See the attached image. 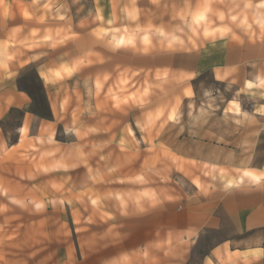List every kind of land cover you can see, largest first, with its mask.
<instances>
[{
	"label": "crops",
	"instance_id": "1",
	"mask_svg": "<svg viewBox=\"0 0 264 264\" xmlns=\"http://www.w3.org/2000/svg\"><path fill=\"white\" fill-rule=\"evenodd\" d=\"M158 1L0 0V215L7 218L0 228V264H263V175L252 172L243 185L233 175L206 186L200 181L194 194L180 190L175 202L171 186L141 190L136 164L124 163L119 139L126 135L134 145L136 132H129L118 109L111 110L115 116L100 114L105 120L98 127L92 121L95 78L109 75L102 91L113 86L124 55L131 70L153 61V70L210 71L216 80H245L264 90V0H239L247 5L239 14L245 20L226 35L197 48L149 51L141 59L118 43L124 28L136 32L142 23L159 24L165 34L152 28L148 36L171 38L166 23L186 22L188 4L202 0H163L165 7L182 8L170 18H156ZM217 3L212 6L219 8ZM145 7L152 8L149 17L150 8L141 16ZM185 54H195L193 66L154 62L156 56ZM28 66L41 84L48 115L26 109L33 96L19 86L18 75ZM15 109L23 114L11 141L3 120ZM104 135L115 136L121 155L115 163L100 158ZM65 212L73 223L63 224L68 230L62 237L53 223L37 226L43 215ZM28 214L37 217L23 221ZM75 214L82 215V235ZM205 242L206 251L198 254L195 248Z\"/></svg>",
	"mask_w": 264,
	"mask_h": 264
},
{
	"label": "rangeland",
	"instance_id": "2",
	"mask_svg": "<svg viewBox=\"0 0 264 264\" xmlns=\"http://www.w3.org/2000/svg\"><path fill=\"white\" fill-rule=\"evenodd\" d=\"M217 1L219 8L212 6ZM217 1L202 0L198 4L195 2L193 7L188 4L186 22L166 23L171 38L151 39L148 36L149 29L165 33L159 24L154 27L146 22L140 27L135 26V30L139 29L136 32L124 28L118 43L129 52H139L141 59H145L144 55L153 50H187L202 46L215 37L226 35L233 25H242L245 20L244 16L239 18L240 12L247 7L245 3L239 5V0ZM163 4V0H159L153 7L156 18L166 15L170 18L171 12L177 15L182 10L178 4L172 7ZM149 8L145 7L141 16H146L148 11L149 17L152 9ZM129 57L123 56L125 66L113 77V86L102 91V79L109 75L95 78V96L98 99L94 105L97 114H94L92 121L98 127L105 120L102 121V115L99 119L100 114L115 116L111 110L118 109L125 117L124 125H127L129 132H136L133 140L137 147L131 144L126 135L120 137L119 141L126 148L124 151L122 149L124 163L132 160L136 164V181L141 190H146L148 185H155L157 191L163 192L171 186L172 200L178 202L180 190L185 189V193L194 194V188H199L201 182L206 186L211 180L233 175L243 185L242 182L249 181L247 176L252 172L264 176V90L256 86L249 87L245 80H216L210 71L192 75L153 70V61H140L141 69L131 70ZM155 60L157 65L172 63L176 66H193L196 57L195 54L167 55L156 56ZM65 69L69 70V67L65 65ZM18 81L19 86L33 96V102L26 109L48 115L45 95L33 66L21 70ZM102 98L104 101H101ZM105 99L112 102H105ZM131 112L134 113L133 117L129 116ZM22 114V110L15 109L3 120L5 135L11 141L16 138L15 129ZM111 122L109 120L107 123L109 129ZM101 138H105L107 144L98 150L100 158L113 163L119 157L121 159L115 136L104 135ZM132 147L135 149H127ZM107 169L114 171L115 167ZM94 200L92 202L95 204ZM4 208L0 200V213ZM64 214L43 215L42 219L37 220V226L53 223L59 228L55 234L59 233L62 237L65 234L63 228L68 230L63 224L73 223L69 214ZM9 216L14 221L20 219L17 215ZM81 216L75 214L73 220L80 223L78 229L82 235L84 228L80 222ZM21 217L23 221L31 223L37 216L28 214ZM6 219V216L0 215V228H3ZM206 244L195 248V251L198 254L206 251Z\"/></svg>",
	"mask_w": 264,
	"mask_h": 264
},
{
	"label": "bare ground",
	"instance_id": "3",
	"mask_svg": "<svg viewBox=\"0 0 264 264\" xmlns=\"http://www.w3.org/2000/svg\"><path fill=\"white\" fill-rule=\"evenodd\" d=\"M122 39H123V38H122ZM145 39H146V38H145V36H144V37H143V40H145ZM124 40H125V38H124ZM124 40H123V41H124ZM121 42H122V40H121Z\"/></svg>",
	"mask_w": 264,
	"mask_h": 264
},
{
	"label": "snow or ice",
	"instance_id": "4",
	"mask_svg": "<svg viewBox=\"0 0 264 264\" xmlns=\"http://www.w3.org/2000/svg\"><path fill=\"white\" fill-rule=\"evenodd\" d=\"M37 207H39V205H37Z\"/></svg>",
	"mask_w": 264,
	"mask_h": 264
}]
</instances>
